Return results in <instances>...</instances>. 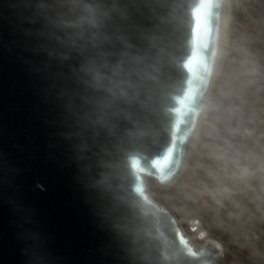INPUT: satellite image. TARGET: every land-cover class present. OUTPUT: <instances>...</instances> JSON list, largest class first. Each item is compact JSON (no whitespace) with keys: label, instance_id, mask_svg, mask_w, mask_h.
I'll return each mask as SVG.
<instances>
[{"label":"water","instance_id":"1","mask_svg":"<svg viewBox=\"0 0 264 264\" xmlns=\"http://www.w3.org/2000/svg\"><path fill=\"white\" fill-rule=\"evenodd\" d=\"M94 10L95 26L71 27ZM227 0H0V264H215L149 196L181 174Z\"/></svg>","mask_w":264,"mask_h":264},{"label":"rangeland","instance_id":"2","mask_svg":"<svg viewBox=\"0 0 264 264\" xmlns=\"http://www.w3.org/2000/svg\"><path fill=\"white\" fill-rule=\"evenodd\" d=\"M229 1L226 58L194 154L170 185L146 179L187 233L202 220L223 248L215 264H264V0Z\"/></svg>","mask_w":264,"mask_h":264},{"label":"bare ground","instance_id":"3","mask_svg":"<svg viewBox=\"0 0 264 264\" xmlns=\"http://www.w3.org/2000/svg\"><path fill=\"white\" fill-rule=\"evenodd\" d=\"M229 0H227V12H226V23L224 25V28L221 32V51H220V54H219V58H218V61H217V66H216V71H215V77H214V80H213V85L207 95V98L205 100V103H204V108H203V113H202V119H201V123H200V126H199V129H198V132H197V135L195 136L194 140H193V143L191 145V148H190V151H189V154H188V157H187V160H186V163H185V166L181 172V174L183 173V171L185 170V168L187 167L189 161L191 160V157L192 155L194 154V151H195V148L197 146V143H198V138H199V132L201 131L200 128H201V125H202V122H203V119H204V116L205 114H207V109L209 108V105H210V102H211V96H212V90L213 87H214V84H215V81H216V78L219 76L222 68H223V65H224V62H225V58H226V53H227V46H228V34H229V19H230V7H229ZM214 93V92H213ZM206 118V117H205ZM200 130V131H199ZM199 145V144H198ZM180 174V175H181ZM218 177V175H215ZM150 197V196H149ZM178 221V220H177ZM179 225L181 226V229L182 231L184 232L185 236L188 238V235L186 234L184 228L182 227V224L179 222ZM189 239V244L192 245V242H191V238H188ZM211 240V239H209ZM213 241V240H212Z\"/></svg>","mask_w":264,"mask_h":264},{"label":"built area","instance_id":"4","mask_svg":"<svg viewBox=\"0 0 264 264\" xmlns=\"http://www.w3.org/2000/svg\"><path fill=\"white\" fill-rule=\"evenodd\" d=\"M185 232L187 235L190 234L196 237L199 241L205 242L208 238L207 228L204 226V223L200 218H191L188 224V233L186 230ZM188 238H190L189 235Z\"/></svg>","mask_w":264,"mask_h":264},{"label":"clouds","instance_id":"5","mask_svg":"<svg viewBox=\"0 0 264 264\" xmlns=\"http://www.w3.org/2000/svg\"><path fill=\"white\" fill-rule=\"evenodd\" d=\"M85 11L88 13L86 16H82L77 22H69L71 27H83L84 24L95 26L94 10L90 6L85 5Z\"/></svg>","mask_w":264,"mask_h":264},{"label":"trees","instance_id":"6","mask_svg":"<svg viewBox=\"0 0 264 264\" xmlns=\"http://www.w3.org/2000/svg\"><path fill=\"white\" fill-rule=\"evenodd\" d=\"M151 181H155L154 179H150Z\"/></svg>","mask_w":264,"mask_h":264}]
</instances>
